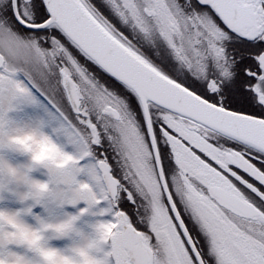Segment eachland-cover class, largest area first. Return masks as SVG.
I'll list each match as a JSON object with an SVG mask.
<instances>
[{"label":"snow or ice","instance_id":"obj_1","mask_svg":"<svg viewBox=\"0 0 264 264\" xmlns=\"http://www.w3.org/2000/svg\"><path fill=\"white\" fill-rule=\"evenodd\" d=\"M0 264H264V0H0Z\"/></svg>","mask_w":264,"mask_h":264}]
</instances>
